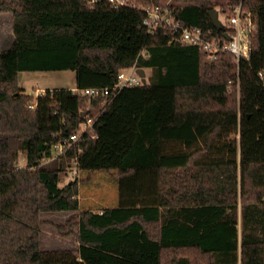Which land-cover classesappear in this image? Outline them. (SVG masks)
Instances as JSON below:
<instances>
[{
	"label": "trees",
	"instance_id": "trees-1",
	"mask_svg": "<svg viewBox=\"0 0 264 264\" xmlns=\"http://www.w3.org/2000/svg\"><path fill=\"white\" fill-rule=\"evenodd\" d=\"M125 1L0 0L12 32L0 49V264H264V0L168 4L221 44L234 7L251 11L238 67L225 49L209 58L172 29L147 32L143 8L160 0ZM132 64L147 80L112 91ZM61 69L76 88L110 91L18 85L21 71ZM86 115L91 127L57 152ZM100 169L114 170L117 200L82 208L79 173ZM59 211L71 213L76 246L42 249L41 214Z\"/></svg>",
	"mask_w": 264,
	"mask_h": 264
},
{
	"label": "rangeland",
	"instance_id": "rangeland-1",
	"mask_svg": "<svg viewBox=\"0 0 264 264\" xmlns=\"http://www.w3.org/2000/svg\"><path fill=\"white\" fill-rule=\"evenodd\" d=\"M165 1L167 0H160L159 2ZM169 1L173 2V0ZM218 17L223 20L225 15L218 13ZM10 23V13L0 12V49L5 48L12 39ZM149 73V69L144 68L145 80H147ZM18 85L28 94L34 95L51 88L74 89V71L71 69L21 71L18 74ZM236 137L237 133L232 132L226 139L233 140ZM222 153H216L213 156H224ZM18 164L19 166L25 165V157L22 152L18 155ZM74 175L72 170L66 179L73 178ZM79 176L83 178L78 194L82 208L115 204L117 187L114 170L100 169L91 172L83 170ZM70 214L67 211L43 212L41 214L43 223L40 230V247L42 249H64L76 246L75 226L66 223ZM58 224H62V227L59 228Z\"/></svg>",
	"mask_w": 264,
	"mask_h": 264
},
{
	"label": "built area",
	"instance_id": "built-area-1",
	"mask_svg": "<svg viewBox=\"0 0 264 264\" xmlns=\"http://www.w3.org/2000/svg\"><path fill=\"white\" fill-rule=\"evenodd\" d=\"M115 5H123L125 0H110ZM169 0L160 2L156 5L146 6L144 10L143 23L147 32H152L157 26L166 27L172 29L178 34L180 40L185 42L196 44L206 51L209 58H213L215 53L219 49H225L231 53L235 60L237 67L241 60H247L250 56L252 46V32L256 28L254 22V15L251 11L244 12L241 10L240 4L236 5L232 13L227 17V22L233 27L234 31L225 43H220L219 39L212 34L210 30H203L199 26L190 24H181L178 19L174 17L169 9ZM138 66L132 64L129 67L122 68L118 71L117 79L114 85L111 87L112 91H118L124 86H132L144 83L145 77H141L136 71ZM259 76L263 78V72H258ZM81 95H107L110 91L108 87H83L72 89ZM94 116L86 115L83 122L80 125L78 132L69 135L68 139H64L62 142L55 145L57 152H60L63 146L69 145L71 141L76 140L81 133L90 128Z\"/></svg>",
	"mask_w": 264,
	"mask_h": 264
},
{
	"label": "water",
	"instance_id": "water-1",
	"mask_svg": "<svg viewBox=\"0 0 264 264\" xmlns=\"http://www.w3.org/2000/svg\"><path fill=\"white\" fill-rule=\"evenodd\" d=\"M209 15H210V18H211V20H212V23H213L214 25H216L217 27H220V26H221V22H220V20H219V18H218L217 10H216V9H211V10L209 11ZM136 71L139 73V75H140L141 77H144V69H143L142 67H138V68L136 69Z\"/></svg>",
	"mask_w": 264,
	"mask_h": 264
},
{
	"label": "crops",
	"instance_id": "crops-1",
	"mask_svg": "<svg viewBox=\"0 0 264 264\" xmlns=\"http://www.w3.org/2000/svg\"><path fill=\"white\" fill-rule=\"evenodd\" d=\"M85 264V263H84Z\"/></svg>",
	"mask_w": 264,
	"mask_h": 264
}]
</instances>
